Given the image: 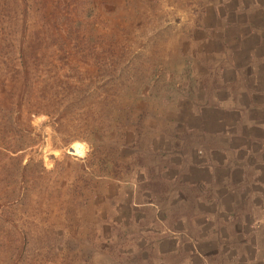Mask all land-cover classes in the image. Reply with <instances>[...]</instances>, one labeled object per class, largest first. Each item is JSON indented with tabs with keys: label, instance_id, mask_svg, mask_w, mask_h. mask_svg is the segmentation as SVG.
<instances>
[{
	"label": "rangeland",
	"instance_id": "374dc122",
	"mask_svg": "<svg viewBox=\"0 0 264 264\" xmlns=\"http://www.w3.org/2000/svg\"><path fill=\"white\" fill-rule=\"evenodd\" d=\"M247 95L264 0H0V264H261L264 185L190 182Z\"/></svg>",
	"mask_w": 264,
	"mask_h": 264
},
{
	"label": "crops",
	"instance_id": "0c3cea01",
	"mask_svg": "<svg viewBox=\"0 0 264 264\" xmlns=\"http://www.w3.org/2000/svg\"><path fill=\"white\" fill-rule=\"evenodd\" d=\"M258 109H264V101H257L250 96L245 104L248 115L244 120L224 123L220 130L214 133L212 140H208L209 147L200 151L198 158L201 160L195 164L192 163L190 172L191 187L201 189L206 187L211 193L218 194L214 199V209H229L226 207L225 194L239 192H254L255 186L264 185L262 169L264 168V121L258 119ZM234 107V106H231ZM233 111V110H232ZM238 112V111H236ZM211 136V135H210ZM209 136V137H210ZM185 184L188 182L184 179ZM250 185V186H248ZM250 187V188H249ZM221 188V189H220ZM219 194H223L222 196ZM234 206L231 205L233 209ZM228 212V218H230ZM174 239L175 251L180 250L183 246L186 252L187 264H193L192 259L195 258L199 264L205 263V255L197 246V236L185 234L182 231L171 232ZM168 236L166 235L165 238ZM264 243V237H263ZM185 244V245H184ZM172 251L169 249L165 253ZM261 264H263V246L261 247ZM247 254V250L240 252L239 256ZM202 261V263L200 262Z\"/></svg>",
	"mask_w": 264,
	"mask_h": 264
},
{
	"label": "built area",
	"instance_id": "2783aa9c",
	"mask_svg": "<svg viewBox=\"0 0 264 264\" xmlns=\"http://www.w3.org/2000/svg\"><path fill=\"white\" fill-rule=\"evenodd\" d=\"M263 252H264V243H263ZM263 264H264V257H263Z\"/></svg>",
	"mask_w": 264,
	"mask_h": 264
},
{
	"label": "water",
	"instance_id": "95a60500",
	"mask_svg": "<svg viewBox=\"0 0 264 264\" xmlns=\"http://www.w3.org/2000/svg\"><path fill=\"white\" fill-rule=\"evenodd\" d=\"M68 151L72 152V148L70 147V148L68 149Z\"/></svg>",
	"mask_w": 264,
	"mask_h": 264
},
{
	"label": "bare ground",
	"instance_id": "6f19581e",
	"mask_svg": "<svg viewBox=\"0 0 264 264\" xmlns=\"http://www.w3.org/2000/svg\"><path fill=\"white\" fill-rule=\"evenodd\" d=\"M72 151H74L73 148H72Z\"/></svg>",
	"mask_w": 264,
	"mask_h": 264
}]
</instances>
